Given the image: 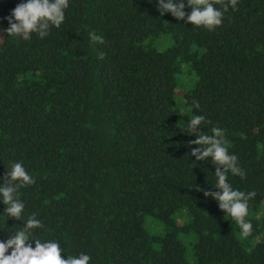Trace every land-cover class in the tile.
Instances as JSON below:
<instances>
[{"label": "trees", "instance_id": "16d2710c", "mask_svg": "<svg viewBox=\"0 0 264 264\" xmlns=\"http://www.w3.org/2000/svg\"><path fill=\"white\" fill-rule=\"evenodd\" d=\"M21 2L0 0V185L13 162L34 179L17 193L33 237L89 264H264V0H238L211 31L158 0H69L29 40L6 32ZM194 115L238 157L246 176L228 183L256 193L246 238L204 196L217 178L190 155ZM5 208L0 240L23 226Z\"/></svg>", "mask_w": 264, "mask_h": 264}, {"label": "clouds", "instance_id": "9594fccd", "mask_svg": "<svg viewBox=\"0 0 264 264\" xmlns=\"http://www.w3.org/2000/svg\"><path fill=\"white\" fill-rule=\"evenodd\" d=\"M186 4L191 8L190 13L185 11ZM217 4L221 6L220 9L215 7ZM237 4L238 0H186V3L185 0H158V10L161 16L170 12L177 20L186 19L191 25L211 31L222 24L224 13L229 7L237 10ZM68 7L69 0H23L6 18L10 25L6 29L7 35H17L29 40L33 33H37L39 37L44 38L51 26L59 28L64 22L65 9ZM89 39L93 44L104 42L95 31L89 33ZM204 120L203 115H194L188 125L189 130L197 137L188 141L190 155L194 156L196 161L211 158L215 166L217 181L214 188L218 191H204V196L218 201L219 208L236 221L242 236L246 238L252 233V223L245 218L248 216L249 201L255 198L256 193L234 190L228 183L229 172L241 178H244L246 173L238 166V157L229 154L222 139V129L213 127L211 135L199 129ZM193 145L199 147H192ZM2 179L0 199L6 205L4 213L9 218L22 220L23 226L10 232L6 240H0V264H89L91 257L87 254L68 255L65 259L59 243L42 242L33 237V229L42 227V224L35 214L24 219L25 204L18 199L17 193L21 187L34 184L35 181L21 163H11L10 170L6 171ZM32 241H35V247Z\"/></svg>", "mask_w": 264, "mask_h": 264}]
</instances>
